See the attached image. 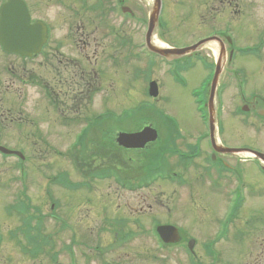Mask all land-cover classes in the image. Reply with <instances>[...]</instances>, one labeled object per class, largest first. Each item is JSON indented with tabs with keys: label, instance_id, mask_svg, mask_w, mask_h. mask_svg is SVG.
<instances>
[{
	"label": "flooded vegetation",
	"instance_id": "flooded-vegetation-1",
	"mask_svg": "<svg viewBox=\"0 0 264 264\" xmlns=\"http://www.w3.org/2000/svg\"><path fill=\"white\" fill-rule=\"evenodd\" d=\"M9 1L0 0V10L8 5ZM18 1L22 6L19 7L20 13L26 12L28 25L35 26L36 30L33 28V40H27V44L31 47L28 56L8 55L0 43V105L6 104L7 95H9V88L4 87L3 81L8 79V73H12L17 76L18 85H20L16 92L20 102L18 106L21 108L17 115V125L23 119L27 125L31 124L30 126L33 128L26 132V129L22 128L17 142L31 144V154L38 156L41 152L36 148V145L43 138L39 130L40 125H38L40 122L35 118L33 110L32 115H26L23 107L26 105V99L31 98V95L27 94L28 91L36 92L39 97L42 92V95L48 99L49 111L53 110L56 117L58 114L57 124L60 127H77L78 132L82 129L80 134L68 136L71 138L68 144L78 143L81 146H77L75 152L71 147H67L66 154H64L68 159L70 169L74 167L81 174L103 176L107 171L112 170L123 176L125 172H122L123 170L114 163H110L117 158L113 157L106 162L100 152L113 149L119 151V154L120 152L125 154L126 152L140 151L121 148L114 142L116 137L105 138L103 135L94 134L103 131L101 129L103 120L98 119V115L96 116L98 120L89 121V117L94 115L89 112V96H96L103 90V82L100 81L99 76L104 70L105 63L115 64V59L119 58L118 56L114 59L115 53L111 54L107 50H103L104 57L100 56L101 54L97 55L96 50L104 47L98 45L97 39L111 36L112 42L108 44L113 48V51L117 45L119 47L126 45V42L120 39L119 28L124 22L121 13L133 17L128 20L129 25L140 31L136 43L134 39L129 40L126 48L128 54L132 49H137L142 58L147 55L155 65L159 64L166 68L174 65L173 70H176L179 75L181 72L190 71V68L181 67L187 63L201 69L199 73L204 74L205 79L201 92L202 98L199 100L208 101L211 96L215 97L217 129L211 136L212 141L200 127L198 130L201 131L196 132L195 128V134L191 136H166L158 145L173 154V165L168 164L170 167L165 170H169L178 177L177 183H167L169 187H175L174 192L181 190V197H190L191 195L192 198V192H198L201 188H205L208 194L216 195L225 201L223 208L226 205L232 208L227 216L228 220L216 222L215 234L218 233L219 236L206 239L205 242L199 243L200 240L196 239L187 227L181 226L179 230L181 240L193 239L195 241L191 252L182 248L183 251H186L185 256L195 264H237L242 258L239 252L244 249L238 250L236 253L238 256L235 258L231 257L232 253L224 258L218 250V246L235 243L242 244L244 247L245 235L251 239V235L257 237L258 231H264L263 222H257L255 225L251 207H244L249 199L251 201L258 196L264 198V0H200L191 8H185V4L187 5L185 0H34L35 3L31 2L33 0ZM43 3L50 7H45ZM153 4L159 5L160 11L153 36L149 38L150 44L168 49L195 47L197 44H200V47L197 46L196 51L170 63L145 50L142 45L147 30L146 26H148L147 16ZM44 9L53 10L50 11L51 21L36 16V10ZM16 12L19 13V11ZM53 15L55 16L54 20ZM57 16H61L64 23L62 35H58L57 32L59 30V26L55 22ZM40 26L46 29V40L42 47L39 46ZM185 27L186 32L182 33ZM36 36H38V40ZM79 36L80 40L77 42L79 45L70 41L71 39L76 41ZM188 39L190 40L187 41ZM90 41L95 50H91V55H88L90 46L87 43ZM141 50H143V54ZM12 60H18L20 63H10ZM217 60L221 65L220 76L217 83L209 86ZM42 63H45V67L48 65L50 68V79L46 81H41V76L37 72L40 71ZM166 71L168 73V69ZM157 82L160 91L161 83ZM41 84L43 87H40ZM194 88L192 90L196 91ZM32 104L34 105V103ZM90 124L92 126L89 132ZM130 132L134 131H127V133ZM254 136L258 138L257 146L252 144ZM152 147L153 144H148L143 150L149 152ZM230 149L242 152L257 151L261 155V160H253L245 153L232 154ZM95 153H97V159L89 165L91 168L87 169L84 164H81L83 157L91 158ZM142 153L143 151H140V154ZM73 154L82 157L76 160V164L73 163ZM24 157L23 164H27L26 160L29 156L25 155ZM134 170V172L138 171ZM70 176L68 174V181H70ZM123 178L127 180L126 177ZM102 183H104L103 179H97L96 183L85 184L80 189L93 192L94 197L100 196L102 195L100 190V187L103 188ZM27 186V184L20 183L16 185V189H11L12 185L0 184L2 192L7 194L12 192V199L4 206L3 211H0V250L20 252L23 255V250L26 248L23 247L25 240L39 239L40 237L52 241L64 240L65 244L62 247L55 245L52 248L54 253L63 249L66 257L69 258L67 264H72L76 243L74 239L79 238L76 235L80 233L71 222L74 213L72 209L74 196L72 194L78 189L74 190L73 185L67 183L62 187L63 190H59L61 191L60 195L63 194L64 200L52 202L47 199L45 204L41 200H32L28 195L29 188ZM50 186L45 185L42 190H32V195L50 196V190L45 188ZM121 187L127 189L128 193L137 190L133 182L128 185L122 183L116 186L117 189ZM35 191L37 193H34ZM45 192L47 194L44 195ZM82 199L83 203H87L90 216L99 217L96 219L98 223L96 231L88 232L91 238L99 239L104 235V208L99 205L96 213L92 215L90 201L86 198ZM129 202L117 205L114 211L120 212L123 209L131 208L132 205ZM194 203L197 209H201L197 220L205 223L203 221V199L200 197V202L194 201ZM252 203L255 206L258 202ZM155 206L156 204L149 207V211ZM168 210V207L165 208L166 214L169 213ZM75 211L77 214V210ZM224 211L225 209H223ZM184 214L187 213L184 212ZM248 214L251 216L248 217ZM119 215H115L114 218L123 219L128 223L132 233H127L123 244L117 238H113L105 247L101 244L102 238H100L101 242L96 243L92 248L95 252L93 253L95 260L103 258L105 254L115 253L116 245H124L127 241L136 240L137 236L149 235V233H142L144 223L141 220L150 217L149 212L137 213L127 210L122 211ZM46 221L51 222L52 232L42 228ZM135 222L140 223L138 225ZM231 230H233V234H230ZM82 231L80 234H85L81 242L82 246L93 247L88 246L89 236L84 230ZM202 234H205L202 238H206V230H202ZM261 241L264 242V238ZM262 242L259 240L258 244L251 243L250 249H247L243 255L248 262L264 264V243ZM106 250L107 252H105ZM166 250L162 249L163 262L167 260ZM116 262L113 260L112 264H116ZM104 264L110 263L105 262Z\"/></svg>",
	"mask_w": 264,
	"mask_h": 264
},
{
	"label": "rangeland",
	"instance_id": "rangeland-1",
	"mask_svg": "<svg viewBox=\"0 0 264 264\" xmlns=\"http://www.w3.org/2000/svg\"><path fill=\"white\" fill-rule=\"evenodd\" d=\"M42 1V0H41ZM200 0H185L187 5L185 4V8H191L192 5H195ZM31 2H34L31 1ZM40 2V1H39ZM38 2V3H39ZM35 3V2H34ZM44 4V3H43ZM45 7H50L49 5H45ZM36 16L43 17L47 21H51L52 15L50 9L44 10H36ZM53 15V20H54ZM56 25L59 26L58 35L63 34L64 23L62 21L61 16L56 17ZM120 39L126 42L124 47L116 46L115 50L113 51L112 47L108 44L112 42V37L109 36L108 38L102 39L99 37L98 45L104 46L102 49H99V53L96 50V54L104 57L103 50L109 51L111 54L115 53V64H108L105 63L104 70L100 73V81L103 82L102 91H100L96 96L92 95L90 97L89 102V112L90 114L98 113L100 111H114L116 113H120V110H129V108L135 107L138 101H145L146 100V93L145 90L147 89V82L149 79L155 78L156 81L161 83L160 87V95H159V102L152 101L147 98V101L152 104L153 107L157 106L156 112H139L138 114H127L125 118L119 117L114 118L115 126H127L132 127L130 130H136L138 128H133L138 126L141 123L151 124L153 125L159 135H164V133L168 130L165 128L166 120L175 122L177 127L179 128L180 132L183 135H190L195 134L196 132L201 131L198 130L200 128L199 125V117L197 108L194 105V99L192 97V88L196 90V94L198 99L202 98L201 92L204 88V74L199 73L201 69L199 67H192L190 63L182 65V68H190L188 72H181V75L174 69V65L169 66L172 68V72L167 73V68L162 67L159 64L154 66H147L146 59L139 55V51L132 49L130 54H128L127 45L129 40L134 39L135 43L138 41V36L140 31L136 28L133 29L131 25H129L128 21H124L123 24L120 26ZM86 31V30H85ZM186 32V27L182 30V33ZM81 34V32H80ZM70 40V38H69ZM80 40V36L76 41L70 40L71 42H78ZM120 40V41H121ZM188 39L187 41H189ZM86 42V41H83ZM82 42V43H83ZM79 45V43H77ZM90 47L88 50V55H91V50H95L92 42L87 43ZM94 44L96 42L94 41ZM105 44V45H104ZM99 47V46H98ZM131 57H130V56ZM130 60H129V59ZM243 62V61H241ZM10 63H20L18 60H12ZM245 63V62H243ZM114 68V69H113ZM169 68V69H170ZM113 69V70H112ZM11 70V67H10ZM50 68L45 67V63H42L40 66V71H37L41 76V81L49 80ZM199 73L198 77L196 75ZM148 75V76H147ZM176 77V78H174ZM203 78V79H202ZM202 79V80H200ZM199 81H201L199 83ZM4 87L9 88V95H7L6 104L0 105V143L4 147H8L9 149L14 150H23L27 156H29L26 164L23 166L25 167L23 177H21V172L17 168V160L14 158L9 157H0V184L12 185L11 189H16V185L19 183H25L28 186V195H30L32 200H41L42 202L47 201L50 199L54 200H64L63 194L60 195V192L57 186H53L50 190V196H33L32 190H42L44 189L45 185H50L51 181L50 178L54 177L55 175H64L65 173L70 174V182L74 184L81 183L82 180H86L89 177V173L81 174L73 167L70 169L68 160L63 155L66 150V146H68L69 141L71 138L68 136H72L73 133L77 130L74 127H60L58 122V115L57 117L53 114L52 110L49 111L48 109V99H46L42 92H40V97L36 92L32 93V91H28L27 94L31 95V98H27L26 105H24V111L26 115H32V110L34 111L35 118L39 119L40 127L39 130L43 136L40 143H35L36 148L40 150V155H33L31 154V144H24L18 143V136L21 135L20 130L22 128L26 129V131H31L33 128L30 126L31 124L27 125L26 121L21 119V123L17 125L18 119V111L21 108L18 106L20 104L18 99V94H16L17 89L20 87L17 76L13 75L12 73H8V79H4ZM174 83V84H173ZM199 83V85H198ZM198 85V87H197ZM40 87H43L41 84ZM13 93V94H12ZM101 94V95H100ZM100 95V96H98ZM4 99V97H2ZM34 103V105L32 104ZM38 104V105H37ZM19 107V108H18ZM48 111H47V110ZM138 112V111H137ZM169 114V115H168ZM171 115V116H170ZM28 126V127H27ZM18 128V130H17ZM106 130V129H105ZM17 139V140H16ZM44 140V142H43ZM257 146L258 138L256 136L253 137L252 144ZM154 148H157L155 146ZM155 150L152 153V156L146 158L148 162L145 167L154 168V169H163L168 164L173 165V154L165 151ZM103 150L100 152L103 155ZM118 154L117 159L113 160L114 165L121 168L126 178H130L131 181H144L149 179L147 177L146 171H140L141 167L140 160L146 155L150 153H142L140 151L137 152H126L125 154H119V151L113 149V151H109L110 154ZM55 153H60L62 156H56ZM98 153V152H97ZM97 153L93 154L91 158L83 157L82 165L88 169L90 164L95 162L97 159ZM82 155V154H81ZM36 156V157H34ZM112 156H108V159ZM76 160L82 158L79 155L75 156ZM108 159L106 158L105 161L107 162ZM133 160V161H131ZM129 161L130 164H129ZM137 169L138 171L134 172ZM132 171V172H131ZM91 178V177H90ZM84 180V181H85ZM114 180H105L103 184V188L100 187L101 194L100 196H96L92 194L91 191H86L84 189H78L73 191L74 200L72 203V209L74 211L71 222L76 230L80 233L84 230L88 235V232L96 231V227H98L97 220L98 216H90L89 209L87 208V203H83L82 198H86L90 201V213H96L97 207L103 206L104 212L103 214L106 219L108 217H112L113 214L120 216L119 214L122 211H133V212H142L148 213L155 218H158L160 222H168L174 223L175 225L185 226L188 228L189 231L195 235L196 239H199L200 242H205L206 239H211L213 234L215 233L216 222L222 215L223 206L225 205V201L221 198L217 197L216 195L208 194L205 188H201L198 192H192V198L190 197H181L182 191L179 190L174 192V188L171 186L169 187L167 183L159 182L154 184L149 188H144L143 190L134 191L133 193H123L122 191L115 188ZM96 181L93 182V184ZM51 187V186H50ZM50 187H45L46 189H50ZM58 190V191H57ZM34 193H37L35 191ZM47 194L46 192L44 195ZM115 194V195H114ZM84 195V196H83ZM210 195V196H209ZM7 196V197H6ZM200 197L203 199V209H204V222H200L197 220L198 214L201 212V209H197L194 201L200 202ZM12 199V192L7 194L6 192H2V188H0V211H3L4 206L8 204V201ZM131 203V208L123 209L120 212L114 211L115 207L123 202ZM258 202L253 206L252 202ZM244 207H251L253 212V219H255V225L257 222L264 223V198L263 197H256L253 198L251 201L250 199L246 201ZM250 202V205H249ZM193 203V204H192ZM46 204V202H45ZM156 204L154 210L149 211V207H153ZM77 205V206H76ZM199 205V203H198ZM168 207L169 213L166 214L165 208ZM249 207V208H250ZM77 210V214L76 211ZM114 212V213H113ZM186 212L187 214H184ZM249 212V211H248ZM169 216V217H168ZM251 214H248V217ZM169 219V220H168ZM143 229L147 231L151 223L152 219L150 217L142 218ZM140 220V222H141ZM156 221V220H155ZM154 221V222H155ZM172 221V222H171ZM139 222V223H140ZM260 226V225H259ZM264 226V224H263ZM104 235L97 238H91L87 240L89 245L93 246L96 243L103 244V246H107V244L112 240L113 237V227L105 222L104 224ZM44 229L47 231L52 232V224L49 221H46V224H43ZM244 229V228H243ZM202 230H206V238H202L205 234H202ZM245 231V230H244ZM76 235L79 238L74 239L75 246H74V254L72 262L73 264H104L110 263L115 260L116 264H160L161 261V253L157 251L156 242L154 239H150V237L137 239L130 243H127L122 249L116 250L115 253L112 254H105V256L101 259L95 260L94 252L89 248H85L82 246L81 242L83 241V237L85 234ZM233 234V230L231 233ZM100 238L102 240L100 241ZM264 238V231L259 232L258 236L254 237L251 235V239L248 238L246 235L244 239L246 240L244 247L242 244H235V243H228L224 245L218 246V250L222 253L224 258H227L229 253H232V258L237 257L236 254L238 250L239 255L242 258L239 259L237 264H255L254 261H247L243 257L247 249H250L251 243L256 242L258 244L259 240ZM203 239V240H201ZM40 244L43 246L45 243H49V241L45 238H39ZM207 241V240H206ZM12 245L13 247V241ZM54 245L62 247L65 244L64 240H54L52 241ZM264 243V242H262ZM182 247H175L169 252V257L167 258V264H186L183 259H185ZM199 248V247H198ZM141 251V254L139 252ZM42 257H40V262L32 260L27 255H22L20 252L14 253V251H1L0 250V264L6 262L7 264H51L50 258L47 256L46 251L42 249ZM138 255H141L138 257ZM56 264H67V260H69L66 255L61 254L56 257Z\"/></svg>",
	"mask_w": 264,
	"mask_h": 264
},
{
	"label": "water",
	"instance_id": "water-1",
	"mask_svg": "<svg viewBox=\"0 0 264 264\" xmlns=\"http://www.w3.org/2000/svg\"><path fill=\"white\" fill-rule=\"evenodd\" d=\"M25 30L27 31V28ZM3 32H4V36L6 40L8 41L7 45L9 46L10 50L14 52H19L20 48H22L19 44V41L27 38V32L25 34H21V32H23V29L18 28L15 22L11 20L10 22H8L7 26L4 24L3 28L1 24L0 37H2ZM41 42H43L42 38H41ZM151 49L154 51H159L157 50V48L151 47ZM159 52H161V50ZM172 54L176 56L178 55V52L177 51L172 52ZM151 92H154L153 88H151ZM155 136L156 134L153 130L146 128V129H143V131H141L138 134L120 135L117 142H119L120 144L128 148H140L141 149V147L145 143L153 141ZM157 232L159 233L161 238L167 243L176 242V241L178 242L179 240L177 232L172 227H168V226L159 227L157 229Z\"/></svg>",
	"mask_w": 264,
	"mask_h": 264
},
{
	"label": "bare ground",
	"instance_id": "bare-ground-1",
	"mask_svg": "<svg viewBox=\"0 0 264 264\" xmlns=\"http://www.w3.org/2000/svg\"><path fill=\"white\" fill-rule=\"evenodd\" d=\"M214 82V80L213 81H211L210 83H209V86L211 85V83H213Z\"/></svg>",
	"mask_w": 264,
	"mask_h": 264
}]
</instances>
